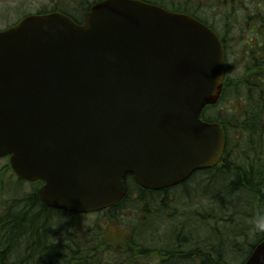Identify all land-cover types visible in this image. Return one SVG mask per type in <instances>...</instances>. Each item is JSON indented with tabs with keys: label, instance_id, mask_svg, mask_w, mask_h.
I'll list each match as a JSON object with an SVG mask.
<instances>
[{
	"label": "water",
	"instance_id": "1",
	"mask_svg": "<svg viewBox=\"0 0 264 264\" xmlns=\"http://www.w3.org/2000/svg\"><path fill=\"white\" fill-rule=\"evenodd\" d=\"M224 72L218 37L185 14L105 0L80 25L29 16L0 32V158L74 214L118 204L128 174L176 186L223 156V130L200 116ZM244 264H264V241Z\"/></svg>",
	"mask_w": 264,
	"mask_h": 264
},
{
	"label": "trees",
	"instance_id": "2",
	"mask_svg": "<svg viewBox=\"0 0 264 264\" xmlns=\"http://www.w3.org/2000/svg\"><path fill=\"white\" fill-rule=\"evenodd\" d=\"M263 2L242 0L235 4L232 0L228 5L229 0H208L203 6L196 1L187 10L173 11L188 14L220 33L224 29L230 36H239L247 20L264 21V8L258 6ZM244 7L251 14L247 18ZM244 34L251 31L246 29ZM248 53L237 55V63L233 62L236 69L231 63L227 67L219 105L226 110V102L234 101L245 106V116L249 109L262 110L257 114L264 115V106H247L253 98L252 90L258 95L254 97L264 99V75L253 77ZM218 108L206 107L202 119L221 124L228 136L229 129L238 131V140L229 143L242 152L227 151L220 166L202 174H209L202 190L189 189L188 181L163 191L142 190L128 175L123 201L95 213L97 220L89 227L82 224L87 215L43 205L36 195L39 182L29 193L5 191L8 176L13 174L9 165H4L0 169V264H185L193 258L199 261L201 255L202 264H231L225 255L233 249L243 251L246 258L264 240V234L257 231L264 229L259 222L264 219V119L252 123L240 119L238 124L233 108L219 118ZM207 112L211 119L206 117ZM14 182L23 184L19 179ZM178 189L181 199L189 200L190 206L185 209L176 207V200L169 197ZM131 202L135 203L130 205L135 214L130 220L123 206ZM110 229L115 232L109 233ZM248 230L260 234L251 238V243L244 239Z\"/></svg>",
	"mask_w": 264,
	"mask_h": 264
},
{
	"label": "flooded vegetation",
	"instance_id": "3",
	"mask_svg": "<svg viewBox=\"0 0 264 264\" xmlns=\"http://www.w3.org/2000/svg\"><path fill=\"white\" fill-rule=\"evenodd\" d=\"M102 1H105V0H56L55 6L51 8L50 10L39 11L34 14L45 15V14H51V13H61L69 17L75 23L81 24L85 16L87 15V13L89 12V10ZM137 1H141L144 3L152 4V5H157L167 10H174L175 8H179L180 10L181 9L187 10L189 4L192 2H196V1L199 2V4L203 6L208 3V0H137ZM233 1L235 2V4L237 2L239 3L242 2V0H233ZM231 3H232V0H229L228 5ZM237 6H241V5L238 4ZM258 6H262L264 8V2L262 4H258ZM235 7L236 6H234L232 10H235ZM242 10H245L247 12L245 13L246 18L249 15H251L248 12L247 8L245 9L244 7V9ZM237 16H239V14ZM242 21L245 23V19H242ZM244 25H245L244 30L241 32L239 36H232V35L230 36L229 34H227L228 32L226 33L224 29L221 30V33L214 29L213 30L217 34L222 44V48H223L224 56H225V71H227V67L230 66V63H231V67L236 69L235 64L237 63V60H236L237 55H239L241 51H247L249 52L247 54L248 60H251V64L253 65V77L256 79L264 75V64H263L264 62V21H263V18H260L256 21L247 20L246 24ZM246 29L248 31H251V34H244ZM235 60L236 62L234 64L233 62ZM259 63H262V65H258ZM225 83H226V76L224 80V87H225ZM252 93L250 92L253 98L248 103L247 106H254V107L259 106V105L264 106V99H261L260 101V98L254 97V96H258L256 94V91L252 90ZM260 102H262V104H260ZM234 112L237 114V116L233 117V119L237 120L236 122L238 124H241L239 122L240 119H245L247 120L248 123H252L254 121L264 119V115L257 114L258 112H262V110H259V109L258 110L249 109L248 114L245 116V106L243 104L242 105L236 104ZM209 114L210 112L209 113L207 112L206 117L211 119ZM221 116L222 115L220 114L218 118ZM204 121H207V120H204ZM210 123H215V122H210ZM229 133H230L229 136L225 133L226 147H225L224 152L228 151L229 153H232V150L234 152H242L239 148L237 147L233 148L230 146V143H232L233 140L237 138L240 133L238 131H233L232 129H229ZM243 152H244V148H243ZM213 169H210V170H213ZM204 172H208V171L205 170V171H202L201 173H204Z\"/></svg>",
	"mask_w": 264,
	"mask_h": 264
},
{
	"label": "rangeland",
	"instance_id": "4",
	"mask_svg": "<svg viewBox=\"0 0 264 264\" xmlns=\"http://www.w3.org/2000/svg\"><path fill=\"white\" fill-rule=\"evenodd\" d=\"M56 0H0V30L8 27L9 25H12L17 20H19L22 16L28 15V14H34L39 11L44 10H50L55 6ZM226 110L224 105H220L217 109V112L221 115H227L226 111L230 108L235 109L236 102L230 101L229 104L226 102ZM223 107V108H222ZM233 111V110H231ZM215 111V113H217ZM233 113V112H232ZM238 138V137H237ZM235 138L237 141L238 139ZM244 154V153H243ZM241 153V155H243ZM251 156V153L248 154V157ZM242 162V161H241ZM8 164V161L6 159H0V169H3V166ZM12 173V172H11ZM13 174V173H12ZM14 175V174H13ZM13 175L8 176V185H6V190L8 193L12 194L13 190L18 191V195H21L23 193H29L34 188V184L31 183H23L21 185H17L14 181L17 179L16 177H13ZM214 176V175H213ZM6 177V176H5ZM209 177V174H208ZM205 175H198L195 178H193L190 182H188V188L191 190L195 189H203L204 185L207 183V178ZM7 180V177H6ZM180 190H176L173 194L169 195V197L173 196V199L176 200L175 204L176 207H180L181 209H185V207H189L187 204L189 203L187 201H184V199H181L180 197ZM130 205H135V203L131 202L129 204H126L123 206L126 213H128V219H132L133 215L135 214L134 209ZM133 210V211H132ZM120 211V210H119ZM97 220V216L94 214L87 215L82 219V224L86 223V227H89L90 224L95 222ZM264 221V219H259V222L261 223ZM249 233L244 239L248 240L250 243L256 238L257 235H260L258 232H262L264 234V229H257V231L254 230H248ZM114 229H110L109 233H114ZM227 243V241H225ZM228 246H232L231 244H228ZM227 246V247H228ZM233 253H228V255H225V258L231 263V264H240L242 262V259H245V254H243V251L233 249ZM223 252V251H222ZM107 254V253H105ZM194 257H197L196 255ZM201 258H203V255L200 256L199 261L196 260L197 258H193V261H187L185 264H202ZM145 264H152L149 262H145ZM155 264V263H154Z\"/></svg>",
	"mask_w": 264,
	"mask_h": 264
},
{
	"label": "clouds",
	"instance_id": "5",
	"mask_svg": "<svg viewBox=\"0 0 264 264\" xmlns=\"http://www.w3.org/2000/svg\"><path fill=\"white\" fill-rule=\"evenodd\" d=\"M260 227H264V221L260 223Z\"/></svg>",
	"mask_w": 264,
	"mask_h": 264
}]
</instances>
